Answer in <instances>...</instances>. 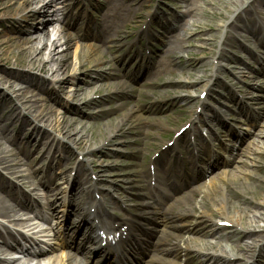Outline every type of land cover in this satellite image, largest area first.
<instances>
[{"label":"rangeland","instance_id":"374dc122","mask_svg":"<svg viewBox=\"0 0 264 264\" xmlns=\"http://www.w3.org/2000/svg\"><path fill=\"white\" fill-rule=\"evenodd\" d=\"M6 1H11V0H0V3L2 5ZM13 1V0H12ZM17 1V0H16ZM19 1V0H18ZM183 6V8L186 7V4L184 3V0H178ZM241 1V0H240ZM244 4L249 2L250 0H243ZM225 0H213L212 3L207 2L204 0L202 3H200L198 6H195V10H199V8H204L205 13H200L198 11V15L190 21L189 24L184 25V30L182 32V35L186 33V39L189 40L186 42L185 46V51H183V57L179 58V54H176V63L178 65V69H176L175 75L176 77L173 79V81H178L181 78H183V81L187 84H191L192 82H198L200 81L201 78H205L206 76L209 75V67H210V57L214 54V50L217 48V40L219 37L225 32L226 29L223 27L226 25V23L229 21L231 18V15L233 12H227L223 8V3ZM198 4V3H197ZM37 2L33 3V7H37ZM3 7V6H2ZM1 7V8H2ZM0 8V10H1ZM234 9L233 7H231ZM180 9V8H179ZM180 10H183L182 8ZM150 10L145 9L143 12L148 13ZM184 11V10H183ZM181 11V12H183ZM178 9L174 13V15L178 14ZM200 13V14H199ZM35 18H28L26 20H22L16 17H13L11 14L10 17L4 15L2 11H0V68L3 69L4 74H6L8 79H11L14 84L15 88H20L23 87L25 90H30V96H32L33 101L29 102L31 104L35 103V106L38 107L39 111H42L44 108L46 109H51L53 110L54 115L58 116L59 119L65 116L67 118V122L64 123V125H68L69 129L74 130L75 132L83 133L85 137H83V141H79L78 144H73L71 143L68 138H63L67 144L71 145L73 148H78L76 151L81 152V151H86V147L88 146H94L93 150L95 153L90 156V160L95 162L98 166L101 165L104 168L110 167V168H115L117 169L120 168L119 165H122L125 163V160L123 158L128 159V162L131 163L133 162V158L135 157L134 154L131 153V150L134 149L132 146L127 144L128 142H135L138 140L139 132L141 128H144L143 131L147 130H154L156 127L153 126V128H146L143 124V122H149L147 120L148 118L151 120L152 123L155 124H160L161 120L163 118H159L155 113H151V110L149 108H144L140 111V116L138 117V114L132 115V119L129 120L127 123H125L124 126H122L117 132L110 133L109 129L115 127L120 119L122 118L123 115H120L119 117H114L112 119H106L102 123H94L93 121L82 118L79 115H74L70 113H64L63 109L57 105V100H68L70 104L73 106H82L83 107V112L85 113H96V110H93L86 107L84 104L88 100H95L99 96H105L110 93H113L117 90L115 86H105L101 83H99L96 86H88V85H83L82 81L85 79V76L83 75L84 73L88 74L90 68L92 70L97 69V68H106L104 63H97V62H91L87 63L85 67L83 68L84 73L78 78L79 84H76L79 87H82L83 92L77 99H73L70 97V90L71 87H75L72 85V83H66L65 86V92L59 91V86L56 84V78L55 74H53L51 68L53 70L56 69V65H54L53 62L47 61V57L52 51V44L48 42L46 47L39 53L37 50V45L41 48L44 44V41L42 39L41 44H37L35 46L36 51H32L30 49L26 51H22L21 44L25 41L30 40L31 38L33 39V42L37 43L39 42V36L43 34V31L48 30L50 31L52 27H56V25L53 22H49L48 24H45L44 26L40 24L39 22H36ZM186 20H189V17H186L185 21H181L180 24H185ZM169 30V29H168ZM68 33V32H67ZM74 33V32H71ZM69 33V34H71ZM76 44V43H74ZM32 46V45H31ZM187 48V51H186ZM19 50V51H18ZM213 51V52H212ZM32 52L33 56H39V62H37L34 66L29 65V63L26 61L25 57L30 56V53ZM73 52V51H72ZM109 57L108 55H103L102 57ZM102 60V59H101ZM199 62L200 66H197L195 63ZM45 63L47 71L43 70L42 71V66ZM69 63L75 64V57L73 54H71ZM191 65L194 67V71L192 73H188V69L192 70ZM90 67V68H89ZM69 72L66 74H60L64 76V78H70L73 75L72 73V68L68 70ZM90 73V72H89ZM222 77L227 78L228 80L234 82L232 78L229 76L228 73L225 71L222 73ZM36 84L33 86L31 84ZM45 84L50 89L52 87L57 88L58 93L51 91L49 93H44L41 90V85ZM43 86V85H42ZM2 88V87H1ZM44 88V87H43ZM198 88V89H196ZM200 87H195V91H199ZM192 91V89H191ZM190 91V93H192ZM198 91H196L198 93ZM184 90H180L178 92H168L167 95L160 94V98H171V97H176L179 96L180 94L184 93ZM51 93V94H50ZM12 94V92H11ZM12 96V95H11ZM15 96V95H13ZM158 96V94H157ZM71 98L73 100H71ZM19 106L22 107L24 104V100L17 101ZM23 103V104H22ZM96 103V102H95ZM24 108V107H22ZM48 111V110H47ZM45 111V112H47ZM44 112V113H45ZM31 113L35 115L34 110L32 109ZM142 113V115H141ZM46 114V113H45ZM32 115V116H33ZM47 117L49 119H52L50 114H47ZM175 117V116H174ZM174 117L171 118L173 119L174 123ZM47 120V119H46ZM69 120V121H68ZM166 122L169 121V119H164ZM172 122L167 124V126L172 127L171 125L173 124ZM45 124V122L43 123ZM51 128V126H50ZM149 132V131H147ZM151 133V132H149ZM165 131H158L157 134H153L156 141L154 146L156 144L162 143L161 139L158 138V135L164 134ZM132 134V135H130ZM56 135L57 132H56ZM75 136V135H73ZM60 137H62L60 135ZM81 142V143H80ZM138 145H141L139 142H137ZM264 143H259L256 144V146H253L254 148L258 146H262ZM102 148V149H101ZM150 148V147H148ZM108 149H115L116 151H122L124 154L122 156H115V157H105V154H109ZM136 158V157H135ZM258 158L262 160V168L259 170H254L250 165H241V171L238 170H233L234 175L237 177L238 181L242 180H247L251 182L253 185V188L256 190L255 194H248L246 197H242L238 191H234L233 194H235V198L238 197L239 200L237 199H232L234 203L236 204H241L242 206L247 207L248 211H264V204L262 203L261 205L259 204V199L261 196H264V156L260 157L258 155ZM247 161L248 163L250 162V158H244L243 161ZM246 172H253L256 176L255 179L251 178L249 175H245L244 173ZM229 173V172H228ZM108 174V173H107ZM118 181V178L113 179ZM112 180V181H113ZM202 194V191L200 192ZM230 194V197H232ZM251 195V196H250ZM191 203L188 204L189 207L194 208V213H192V216L198 215V210L195 208L198 207L199 201H201V197L198 194L197 197L191 198ZM241 200H244V202L240 203ZM199 204V205H198ZM181 207V205L179 206ZM183 208V207H181ZM211 209V207H209ZM193 220L188 224V227L194 228L198 224L201 223L200 220H197L195 218H192ZM218 219V218H215ZM249 217H246V220H248ZM246 222H242L241 224V229L246 227ZM234 230H229V228L226 229L227 232H233ZM239 231H237L238 234ZM241 232V231H240ZM256 236H258L259 239L264 236V231L257 232ZM241 238L242 235L239 233V235L235 236ZM186 239L190 240L192 244V249L195 251H198L201 254L204 255H218L223 252H229L230 246L232 244H225V243H218V241L213 240L211 241L210 238L207 240L203 239L202 236L198 237H191V236H185L183 237V240L186 241ZM251 240V239H250ZM249 239L245 240V242H252ZM244 242V243H245ZM261 242V241H260ZM210 243H214L211 245ZM235 253L238 256L241 261L240 264H243V261L248 257L249 254H245L243 252V249L241 245L235 244ZM243 245V244H242ZM41 259V258H40ZM45 259V258H44ZM39 260V259H38ZM42 260V259H41ZM190 264H208L204 262H194Z\"/></svg>","mask_w":264,"mask_h":264},{"label":"bare ground","instance_id":"6f19581e","mask_svg":"<svg viewBox=\"0 0 264 264\" xmlns=\"http://www.w3.org/2000/svg\"><path fill=\"white\" fill-rule=\"evenodd\" d=\"M37 2V7H33L32 4ZM150 1V0H149ZM204 0H189V3L192 2L193 5L196 4L197 6L202 3ZM207 2V0H205ZM208 2L212 3L213 0H208ZM261 2L264 4V0H252L250 2V5H255V3ZM50 1L45 0H11L6 1L3 5L0 3V8L4 15L10 17L11 14L13 17L26 20L28 18H35L36 22H39L43 26L45 24H48L50 21H54V12L50 9L51 7ZM244 4L243 0H225L223 3V8L227 12H234L235 10H238L240 6ZM231 7H235L232 9ZM133 9V8H132ZM195 9V8H194ZM198 11L201 13H205L204 8H199V10H195V17L198 15ZM243 12H247V9L245 8ZM199 13V14H200ZM131 11L129 10L128 13L124 14V23L127 22L131 18ZM107 28H102L100 31L104 35H108L109 33L115 31L117 29V24L114 20V15H107ZM239 16H237L236 19H238ZM192 19V20H193ZM191 20V21H192ZM176 34V33H175ZM259 38H264V31L259 34ZM173 38V37H172ZM179 36L176 37L178 39ZM42 39L45 40L43 46L40 48L37 44H41ZM50 42L52 45V51H50L47 61L53 62L54 65H56V69L52 70L53 74H55L56 78V84L59 86V90L61 92H65V84L66 83H72V85L79 84L78 78L84 73L83 68L87 63L91 62H99L100 58L102 56L103 51H101L99 48H97L94 45H87V44H74V38L71 34L67 33L65 30H62L61 28L52 27L50 31L45 30L43 31V34L39 36V42L35 43L33 42V39L31 38L28 41H25L21 44L22 51H26L28 49L32 51H36L35 46L37 45V50L39 53L46 47V45ZM32 45V46H31ZM19 51V50H18ZM73 51V52H72ZM1 53V50H0ZM71 54L75 57V64L69 63ZM26 61L29 63V65L34 66L37 62H39V56H33L32 52L30 53V56L25 57ZM97 62V63H98ZM72 68V73L77 74L73 75L70 78H64V76L60 74H66ZM90 68V67H89ZM46 69L45 63L42 66V71ZM47 71V70H45ZM98 71V70H97ZM90 73L87 74V80L84 81V83H87L91 86H94L96 83L95 78H93V70L90 68ZM84 73L83 75H85ZM9 77L4 74L3 69L0 68V165L2 166V169L6 172L8 171L11 175H19L20 174V180L23 183H28V180L30 178V173H18L17 166L19 164V159L16 157V154L12 152L10 148H8L2 141V138H5L7 140H12L16 138L13 133H7V127L1 126V123L3 124V118H6L9 120V118L12 119V121L17 123L20 127V130L18 131L21 133V131L25 130V124L26 123H32L35 124V126H39L41 123L44 125L46 129L48 127L50 130L55 131L58 133V135L62 136V138H68V140L73 144H78V142L81 140L83 141V137L85 135L83 133L75 132L74 130L69 129L68 125H64L65 122H67V118L63 116L59 119L58 116L54 115L53 110L51 109H43L42 111H39L38 107L35 106V103L31 104L29 102L33 101L32 96L29 94L31 93L30 90H25V88H15V84L11 79H8ZM33 86L36 84H33ZM37 86V85H36ZM2 87V88H1ZM54 88V87H53ZM12 92V94H11ZM83 92L82 87L75 86L71 87L70 90V97L73 99H78L81 93ZM12 95V96H11ZM15 95V96H13ZM24 100V104L19 106L17 101ZM90 102V101H89ZM32 109L34 110L35 115L31 113ZM48 110V111H47ZM47 111V112H45ZM46 114H45V113ZM135 109H131L130 111L123 114L122 118L118 122V124L109 129L110 133L117 132L122 126L125 125L129 120L132 119V115L135 114ZM47 114H50L52 119H49L47 117ZM32 116V119L29 117ZM47 119V120H46ZM69 121V120H68ZM45 122V124H43ZM9 132V131H8ZM52 134L50 132L46 131L45 129L42 131V139H48V137H51ZM75 135V136H73ZM255 138L248 144V146H256V144L259 145V143H264V129L263 130H257L254 132ZM247 137H243L245 139ZM81 143V142H80ZM43 144V143H42ZM41 142L38 143L39 150L40 146L42 145ZM47 145V141L44 143V146ZM67 151L72 153L73 150H71L70 145H66ZM94 146H88L86 147V153L89 155L94 154L93 150ZM254 148V147H253ZM249 150V149H248ZM255 151H253V156L250 157V162L247 163V165H251L253 169H259L262 168V160L258 158V154L264 155V145L258 146L257 148H254ZM41 154L43 155L46 153L45 151L41 150ZM241 166H237L235 170L241 171ZM245 175H249L251 178L255 179L257 175H255L253 172H246ZM56 178V177H55ZM55 178L53 179H47L44 181V185L52 187L54 190L57 188V184L55 183ZM5 176L0 174V185L5 190L6 186L3 184V181L5 180ZM11 183V181H10ZM11 185V184H10ZM202 191V194H200L201 201H199V206L195 209L198 210V215L200 217H209V218H220L219 221H229L233 225H236L237 228L241 229L242 222H246V227L241 229L240 231H243L242 233L246 234V239H251L252 242H245L241 249H243V252L251 253L257 246H259L260 241L262 240L256 236L257 232L264 231V211H248L247 207L242 206L241 204H236L233 202L232 197H230V194H233L234 191H238L242 197H246L248 194H255V189L253 188V185L251 182L247 180L238 181L237 177L234 175V172H226L219 176L217 179H213L207 184H204L201 188H199V193ZM251 196V195H250ZM19 198L16 197V202L18 206L24 208L28 212H32V210L35 209V211L41 210V208H35L34 204L29 199V196L27 194H22L23 200H18ZM259 199V204H264V196H261ZM244 202V200H241L240 203ZM99 207V211L101 213H104L102 210V205H97ZM211 207V209H209ZM14 207L5 206V202L3 198L0 196V216H7L10 217V212L14 211ZM107 210V209H106ZM194 208H191L189 206H186L183 211H180L181 214H188V213H194ZM17 213V209L13 212ZM107 213V211H106ZM15 216V215H14ZM246 217H249L248 220H246ZM20 224H23L22 220L19 222ZM25 239V243L30 244V248H27L26 245H22L19 241V239ZM3 243L8 248H0V264H72L74 262V255L71 252H68L65 256H55V257H47L43 258L42 260H16L18 256H14L12 254V250L16 249L21 252L28 251L33 246L36 245L33 240L27 241L26 238L23 235H20V237H16L15 234L11 233L9 237H3ZM14 244L15 246H13ZM186 249L191 248L192 244L190 240L186 239L185 241ZM213 245L214 243H210ZM37 246V245H36ZM181 245L178 244V247ZM184 247V246H183ZM229 252H223V254H226V259H235L238 256L235 253V246H230ZM53 249V248H50ZM34 252H42L43 250H34L31 249ZM183 250V248L181 249ZM5 252V253H4ZM76 258V257H75ZM212 259H218L215 256H212L210 260ZM72 260V262H70ZM220 261V260H219ZM75 264H77L75 262Z\"/></svg>","mask_w":264,"mask_h":264}]
</instances>
